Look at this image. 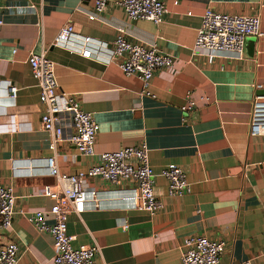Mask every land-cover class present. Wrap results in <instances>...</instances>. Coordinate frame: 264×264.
I'll return each mask as SVG.
<instances>
[{
  "label": "crops",
  "instance_id": "0c3cea01",
  "mask_svg": "<svg viewBox=\"0 0 264 264\" xmlns=\"http://www.w3.org/2000/svg\"><path fill=\"white\" fill-rule=\"evenodd\" d=\"M165 1L169 12L158 27L130 20L113 5L92 21L95 10L84 0H0V185L12 187L16 198L13 225L0 228V245L18 244V264H52L54 257L51 235L30 222L54 204L48 158L56 156L60 171L74 174L97 165L101 153L142 143L162 208L154 215L135 209L133 183L90 179L85 211L69 216L73 248L98 245L97 264H182L184 240L205 236L225 241V264H264V136L249 132L254 102L264 100V0ZM207 8L260 17L263 36L247 39L242 60L210 64L194 56ZM67 23L75 27L73 46L91 49L92 59L54 47ZM117 29L174 59L171 71L155 72L145 94L137 77L108 61ZM44 50L56 63L59 90L77 95L99 125L92 156L78 152L69 130L56 151L50 148L40 89L27 63L30 53ZM189 93L195 105L183 111ZM170 164L184 169L192 193L168 196L161 172Z\"/></svg>",
  "mask_w": 264,
  "mask_h": 264
},
{
  "label": "built area",
  "instance_id": "2783aa9c",
  "mask_svg": "<svg viewBox=\"0 0 264 264\" xmlns=\"http://www.w3.org/2000/svg\"><path fill=\"white\" fill-rule=\"evenodd\" d=\"M84 1L92 3L95 10L90 15L92 21L97 20L99 13L105 11L109 5L122 9L130 20L150 21L158 27L163 23V16L169 12L165 0ZM159 33L158 30L156 36ZM262 36L259 16L222 14L207 8L202 16L193 54L195 57H205L210 64L221 57L242 60L247 39ZM75 37L74 25L67 23L59 31L53 45L92 59L94 55L91 49H76L73 46ZM108 61H116L125 76L137 77L143 84L142 94H145L157 70L171 71L174 68V59L171 56L161 53L155 46L148 48L142 43L128 40L124 29H117L114 49L109 54ZM27 63L40 89V102L44 107L41 124L51 136V150L56 151L65 131L69 130V141L78 152L86 157L94 155L99 125L93 113L82 108L77 95L59 90L56 63L48 58L47 50L39 54L30 53ZM11 94L13 98L16 97V87L11 88ZM194 98L193 93L187 95V104L182 108L183 111L193 109ZM249 129L253 137L264 136V100L258 99L254 102ZM98 159L97 165L74 174L61 172L56 156L47 160L50 176L55 180L54 190L49 193V198L54 204L48 210L37 211L30 218V222L39 232L51 235L54 250L52 264H97L99 246H81L75 249L72 246L74 237L68 232L69 216L80 215L86 209L88 180L99 177L113 185L122 182L133 183L134 208L151 215L163 206L154 189L155 175L146 143L104 152L99 154ZM161 177L167 181L168 196L179 198L192 193V184L182 167L170 164L163 169ZM92 195L95 197L96 191H93ZM15 203L14 189L0 185L1 229L12 227L16 213ZM49 220L52 223H49ZM127 228L128 224H125L124 229ZM225 250V241H214L205 236H190L183 242L181 263L225 264L222 261ZM18 253L19 246L16 242L0 245V264H18Z\"/></svg>",
  "mask_w": 264,
  "mask_h": 264
},
{
  "label": "water",
  "instance_id": "95a60500",
  "mask_svg": "<svg viewBox=\"0 0 264 264\" xmlns=\"http://www.w3.org/2000/svg\"><path fill=\"white\" fill-rule=\"evenodd\" d=\"M261 94L264 95V91Z\"/></svg>",
  "mask_w": 264,
  "mask_h": 264
}]
</instances>
